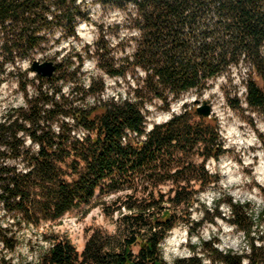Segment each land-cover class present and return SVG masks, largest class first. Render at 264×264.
Here are the masks:
<instances>
[{"label": "trees", "instance_id": "1", "mask_svg": "<svg viewBox=\"0 0 264 264\" xmlns=\"http://www.w3.org/2000/svg\"><path fill=\"white\" fill-rule=\"evenodd\" d=\"M84 1L0 0L1 67L45 48L49 35H73L78 21L87 20ZM90 1L117 11L121 21L111 26L131 33L115 46H130L121 57L106 41L102 66L108 77L132 78L129 95L74 105L70 94L80 93L84 100L104 90L102 79L91 78L84 86L77 82L81 54L55 63L50 79L36 74L41 82L35 93L25 95L23 106L0 122V159L10 157L25 167L0 161V202L18 223L35 227L100 205L106 216L118 212V233L93 231L81 251L67 236L45 233L48 246L19 264H167L161 244L177 224L187 225L191 236L204 221L216 224L217 217L244 234L248 254L220 251L214 241L191 246L193 253H202L210 264H264V232L258 229L264 208L255 217L247 203L223 196L213 209L202 205L200 220L191 219L198 192L218 180L205 169L208 159L218 160L225 150L216 120L185 103L181 113L145 132L148 103L158 100L159 108L169 111L184 95L200 97L218 78L230 80L241 64L250 67L244 103L264 115V0ZM47 83L49 88L43 86ZM64 84L70 86L68 95ZM19 87L24 91L26 83ZM226 101L231 108L241 107L236 97L226 95ZM80 126L90 132L83 140L72 135ZM24 136L37 146L35 151L24 145ZM109 195L117 196L105 202ZM220 203L229 209L228 216L219 210ZM6 232L0 226V242L13 251L16 243ZM176 264L202 263L194 255Z\"/></svg>", "mask_w": 264, "mask_h": 264}, {"label": "rangeland", "instance_id": "2", "mask_svg": "<svg viewBox=\"0 0 264 264\" xmlns=\"http://www.w3.org/2000/svg\"><path fill=\"white\" fill-rule=\"evenodd\" d=\"M81 4L82 9L87 12V20L78 21L73 35L63 32L49 35L45 48L35 50L29 58L22 59L15 65L6 63L1 67L0 64V122L4 121L5 115H8L11 110L23 106L24 96L34 94L36 87L40 84L41 81L37 80L36 73L30 70L33 60H52L60 64L69 55L81 54L83 63L81 74L76 77L78 83L84 86L91 78L102 79L105 99L113 96L117 99L129 95V87L133 86L132 78L127 77L126 80H122L108 77L102 66L106 65V41L111 47H115L121 39L129 37L131 33L111 26L121 21V15L117 11L107 9L90 0ZM97 46L101 50L97 53L89 52ZM124 47V49L121 46L113 48V53L121 57L130 51V46ZM72 60L74 61V58ZM249 69L247 64H241L232 71L230 80L220 77L200 97L194 93H188L171 105V110L174 108L173 114H179L183 111L185 103L188 108H192L196 107L193 104L194 99L206 101L210 106V117L216 120L221 145L225 149L218 160L210 158L206 161L205 169L213 175L217 174L218 180L215 186L206 187L196 195L194 205L190 209L191 219L194 221L203 217L204 207L213 209L215 200L223 196L226 199L231 197L235 201L247 203L249 212L255 217L257 212L264 208V173H261L259 169L264 166V115L250 110L244 103V80ZM138 75L142 74L138 73ZM23 83H26L24 91L19 87ZM43 86L49 88L48 83ZM69 87L66 84L62 85L65 95L69 94ZM88 95L84 100H81L80 93H72L69 97L74 100V105H80L87 103ZM226 95L231 98L236 97L241 107L231 108L226 101ZM160 106L161 103L158 100L148 103L146 108L148 125L165 122L168 111H162ZM68 122L72 123L71 119ZM55 125L56 122L53 123V127ZM23 140L26 147L34 151L37 149L36 145L30 143L27 136H24ZM3 160L6 165H16L20 169H25L19 160L10 157H5ZM3 160L0 159V161ZM195 160L198 163L202 161L200 157ZM163 188L168 189V186ZM117 195L105 196L103 200L110 202ZM219 210L226 216L229 215V209L224 203H220ZM118 216V212H115L113 216H106L100 205L91 209L83 206L67 213L57 222L42 221L35 227L28 226L24 222L18 223L0 202V226L7 228L8 237H12L17 246L10 251L0 242V264H19L33 260L43 248L48 246L43 239V234L51 232L58 236H67L78 248L77 250L81 251L93 231L117 234ZM215 223L204 221V224L191 236L187 232V225L177 224L161 244L164 261L167 264H176L181 259L195 255L201 257L202 264H210L209 258L203 256L199 249L197 251L201 254H194L191 249V246L199 247L200 241H214V246L220 251L232 250L239 254H248V240L241 231L236 230L226 219L220 217L215 219ZM258 229L264 232L263 221ZM172 236L175 240L169 241L168 239ZM256 244L258 245L259 241L256 240Z\"/></svg>", "mask_w": 264, "mask_h": 264}, {"label": "water", "instance_id": "3", "mask_svg": "<svg viewBox=\"0 0 264 264\" xmlns=\"http://www.w3.org/2000/svg\"><path fill=\"white\" fill-rule=\"evenodd\" d=\"M30 70L44 78L50 79L55 72V63L52 60H33L30 65ZM193 103L194 105H196V111L200 116L206 118L210 117L211 110L206 101L201 99H194Z\"/></svg>", "mask_w": 264, "mask_h": 264}, {"label": "built area", "instance_id": "4", "mask_svg": "<svg viewBox=\"0 0 264 264\" xmlns=\"http://www.w3.org/2000/svg\"><path fill=\"white\" fill-rule=\"evenodd\" d=\"M87 105L89 106H92V105H95L96 103H99L100 101H105L107 99H105V96L103 94V92L100 94V95H97V96H93V95H88L87 96ZM171 110V109H170ZM174 112V108H172L171 111H168L166 113V119L165 121H167L168 119H170L172 117V114ZM69 121V119H68ZM71 122L73 123V120L71 119ZM152 125L149 124L147 125V127L145 128V132H148L150 129H151ZM90 134V132L86 129V128H83V127H75L72 131V135L76 138H78L79 140H83L84 138H87V136ZM142 139L144 138V136L141 137ZM246 262V261H245Z\"/></svg>", "mask_w": 264, "mask_h": 264}, {"label": "bare ground", "instance_id": "5", "mask_svg": "<svg viewBox=\"0 0 264 264\" xmlns=\"http://www.w3.org/2000/svg\"><path fill=\"white\" fill-rule=\"evenodd\" d=\"M259 169H260L261 173H264V166H263V167H260ZM168 240H169V241H172V240L174 241V240H175V237L172 236V237L169 238Z\"/></svg>", "mask_w": 264, "mask_h": 264}]
</instances>
